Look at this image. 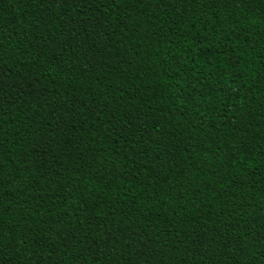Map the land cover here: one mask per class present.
Instances as JSON below:
<instances>
[{
  "label": "trees",
  "instance_id": "obj_1",
  "mask_svg": "<svg viewBox=\"0 0 264 264\" xmlns=\"http://www.w3.org/2000/svg\"><path fill=\"white\" fill-rule=\"evenodd\" d=\"M0 264H264V0H0Z\"/></svg>",
  "mask_w": 264,
  "mask_h": 264
}]
</instances>
